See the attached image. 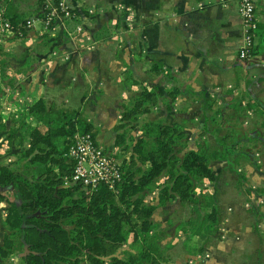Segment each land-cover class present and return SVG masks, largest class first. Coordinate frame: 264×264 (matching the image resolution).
Here are the masks:
<instances>
[{
  "label": "crops",
  "instance_id": "0c3cea01",
  "mask_svg": "<svg viewBox=\"0 0 264 264\" xmlns=\"http://www.w3.org/2000/svg\"><path fill=\"white\" fill-rule=\"evenodd\" d=\"M34 1L0 0L2 8L12 9V15L26 23L23 34L10 32L0 40V59L5 63L0 72V166H14L19 153L29 146L30 138L20 118L27 125H37L29 109L40 98L49 112L78 110L79 118L95 126L96 141L115 152L116 127L125 107L146 86L159 92L160 97L154 110L139 121L194 122L189 149H198L200 141L212 140L214 152L220 150L216 139L224 128L235 136L236 147L249 154L236 156L238 152L234 150L232 169L226 160L216 162L218 172L228 170L235 176L229 185L237 187L238 192L229 207L236 213L237 222L247 220L248 212L251 215L252 210L260 209L262 215L260 220L252 221L255 229L251 232L258 241L254 264H262L264 0H254L258 33L254 52L245 60L238 57L244 32L237 0H68L73 16L57 19L52 32L41 23L51 0ZM25 9L32 11V16L24 18ZM125 9L133 10L131 26L124 19ZM110 25L121 26V33L126 34L119 54L110 48L111 36L97 35ZM78 27L83 30L79 32ZM115 56H121L118 71L113 65ZM208 105L219 108L218 114L211 117L215 122L212 134L206 130ZM207 182L213 188L214 182L203 180L202 184L206 186ZM152 194L151 200L156 203V190ZM6 196L19 201L12 187ZM175 204L185 208L177 200L164 206ZM7 207V200H0V245L7 232ZM246 222L219 230L225 240H221L224 245L217 251L225 252L230 247L248 251L254 239L245 230ZM176 233L183 239V232ZM209 251L214 264L219 262V252ZM22 257L23 252L12 255V264H22Z\"/></svg>",
  "mask_w": 264,
  "mask_h": 264
},
{
  "label": "trees",
  "instance_id": "16d2710c",
  "mask_svg": "<svg viewBox=\"0 0 264 264\" xmlns=\"http://www.w3.org/2000/svg\"><path fill=\"white\" fill-rule=\"evenodd\" d=\"M0 9L15 34H23L25 20ZM257 33L258 26L255 36ZM254 48L253 44L251 54ZM4 65L0 59V72ZM159 97V92L146 86L132 97L116 127V146L125 142L127 126L134 129L139 125L141 115L149 114ZM29 112L38 124L27 125L21 118L30 138L29 146L19 154V162L25 159L24 165L0 166V200L8 202L0 264H12L11 256L21 252L22 264H172L167 246L157 241L161 230L152 219L154 210L177 200L190 210L189 236L204 238L213 233L218 211L211 194L197 196V183L216 179L212 158L226 160L232 169L234 150L236 156H249L236 147L230 130L217 137L218 152L203 142L198 149H188L178 156L181 151L175 146L183 145L184 133L176 122L147 120L140 133L131 137L130 157L119 162L122 177L116 190L107 185H65L75 164L68 155L75 134L90 132L96 140L95 126L79 118L78 110L49 112L42 98ZM229 139L233 142L227 144ZM11 187L17 191L19 201L7 198ZM154 190L156 203H146L147 194ZM192 213L199 217H190ZM128 243L135 246V252L118 255Z\"/></svg>",
  "mask_w": 264,
  "mask_h": 264
},
{
  "label": "rangeland",
  "instance_id": "374dc122",
  "mask_svg": "<svg viewBox=\"0 0 264 264\" xmlns=\"http://www.w3.org/2000/svg\"><path fill=\"white\" fill-rule=\"evenodd\" d=\"M30 3H32V0H28ZM37 1V0H35ZM34 1V2H35ZM26 10V9H25ZM9 12H13L12 9L9 10ZM24 13V18L32 16V11L26 10L23 11ZM121 13V11H120ZM37 25L39 22H36ZM39 27V25H38ZM2 33V34H1ZM5 35L8 34H3V32H0V40L2 41L5 37ZM97 35H106V36H111V44L110 48L113 52H116V54L121 53V40L125 39L126 34L121 33V26H116V25H110L107 27H103V29L99 30ZM1 44V42H0ZM120 49V50H119ZM23 50V49H22ZM113 65L114 67L118 70H121V56H115L113 58ZM153 108H155L153 106ZM152 108V109H153ZM219 108L208 105L206 107V116L208 117V121L206 122V130L208 133L212 134V131L215 129L214 124L212 123L211 117L218 114ZM154 110V109H153ZM200 111V109H199ZM146 115V114H144ZM144 115H141L144 117ZM21 120V118H20ZM140 121L139 125H137L134 129L130 128V126H127L128 128L125 130L126 132V140L123 143V145L117 146V150L115 152H112L114 156L118 155V161L121 163V160L124 157L129 158L131 152V144H132V139L131 137H135L138 135V132L140 131L141 125L145 122ZM231 124H233L230 121ZM222 123H220L221 125ZM176 125L178 128L184 133V138L181 140L183 145L185 146H175V149H180L182 150H188L189 147L192 145V139L190 137V133L192 130L190 129H195L196 128V123L194 122H176ZM184 126L188 129H184ZM232 127H235L233 125ZM220 131L219 135L223 136L226 130L223 128ZM118 133V132H117ZM140 133V132H139ZM195 135L194 137H196ZM196 139V138H195ZM194 139V140H195ZM116 140V137H115ZM211 141L208 143L209 149H212V144ZM233 140L229 139L226 143L230 144L232 143ZM203 144V142L200 141V146ZM124 147H127L126 149H123ZM123 149V150H122ZM179 152L177 155L180 156ZM20 154V153H19ZM25 159H21L19 162V155L17 157L16 163H14L13 167L15 168H21L22 165H24ZM211 165L212 168H214L216 171V179L212 182H214L213 188L209 186V183L207 182L206 186L202 183H197V186L195 188V193L198 195H203L204 198L207 197L209 194L213 197V201L215 202V206L217 209V219L216 223L213 226L214 227V232L211 234H207L204 238H197L195 237H190V238H184L186 235H191L190 234V225L188 224V216L190 215V210L189 208L184 206L185 208L183 209L182 207L175 205H171L170 208H167L166 206L159 207L154 210V214L152 215V219L154 223L158 224V229L160 231V235L158 237V242L162 245L167 246V258L168 261H170L172 264H214V256L213 253L209 250H215L217 251L219 249V246L223 243H221V240H225V238L220 235V232L218 231L221 229H227L230 227V225H245L244 223L246 222L248 226L245 228V230L249 233L250 238L254 239V232L253 229H255V225H253L252 221H255L262 215L260 213V209L257 208L255 210H252L253 212L251 215L248 212L247 220H242V222H237V217L235 216L236 213L230 210V205H232V201L236 198V192H238L237 187L235 189L232 187V185H229V180L232 179V181H235V176L231 171L225 170L224 173L218 172L219 169V164L216 162L215 158H212L211 160ZM141 167V166H140ZM29 170V169H28ZM30 172V171H29ZM206 187V188H204ZM150 192V191H149ZM153 193V192H152ZM152 193L147 194L146 196V203H152L153 200H151V196L153 195ZM152 194V195H151ZM203 208V206H201ZM200 207V208H201ZM241 213L239 212L237 215H240ZM190 217H199V215L196 213H192V216ZM239 219V218H238ZM260 220V219H258ZM192 225H194L195 222H191ZM228 230V229H227ZM183 232L184 237L182 239V235H178L176 232ZM186 234V235H185ZM187 237V236H186ZM194 239V240H193ZM192 240V241H191ZM228 242V241H227ZM227 242L225 244H227ZM189 243H194L196 246L192 247ZM224 245V244H223ZM258 248V241L256 239L252 240V243L249 247L248 251L245 250H238L235 248L228 249L227 251H217L218 254H216L218 261L215 264H254L255 259H256V253ZM127 252H135V246L131 243L125 244L122 246L117 254L120 256L125 257L127 255ZM264 264V261L262 262Z\"/></svg>",
  "mask_w": 264,
  "mask_h": 264
},
{
  "label": "built area",
  "instance_id": "2783aa9c",
  "mask_svg": "<svg viewBox=\"0 0 264 264\" xmlns=\"http://www.w3.org/2000/svg\"><path fill=\"white\" fill-rule=\"evenodd\" d=\"M237 10L244 32L238 57L245 60L252 55L250 49L254 44V30L257 26L254 0H237ZM123 12L125 21L131 26L133 10L125 9ZM43 15V19H40L41 23L45 29L52 32L56 29L57 19L71 18L73 9L68 0H51V4L47 5L43 11ZM30 24L31 22L28 23L29 26ZM77 30L81 32L83 28L78 27ZM0 32L8 35L14 32L12 23L4 17L2 9H0ZM68 155L75 160V164L73 173L67 178L65 185L80 183L88 188L107 185L109 189L116 190L117 183L122 177L119 161L113 153L99 144L90 132L75 134L69 146Z\"/></svg>",
  "mask_w": 264,
  "mask_h": 264
}]
</instances>
